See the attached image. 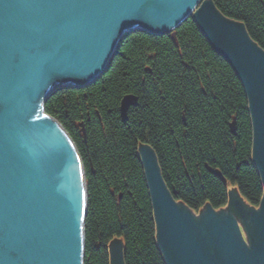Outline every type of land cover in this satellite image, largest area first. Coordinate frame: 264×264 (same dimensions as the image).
Instances as JSON below:
<instances>
[{"label":"water","instance_id":"obj_1","mask_svg":"<svg viewBox=\"0 0 264 264\" xmlns=\"http://www.w3.org/2000/svg\"><path fill=\"white\" fill-rule=\"evenodd\" d=\"M200 1L0 0V264H83L80 159L62 127L39 117L41 97L57 88L53 83L87 86L104 73L126 34L166 32L198 4L194 21L245 93L251 161L264 190V52L241 24L220 16L210 0ZM124 99L122 114L136 103ZM138 153L165 264H264V192L257 211L227 194L246 248L228 214L206 206L194 219L173 201L154 151L141 146ZM121 251L120 242L109 243V264H124Z\"/></svg>","mask_w":264,"mask_h":264},{"label":"trees","instance_id":"obj_2","mask_svg":"<svg viewBox=\"0 0 264 264\" xmlns=\"http://www.w3.org/2000/svg\"><path fill=\"white\" fill-rule=\"evenodd\" d=\"M212 1L224 15L242 21L264 49V0ZM128 93L138 103L122 120L118 106ZM45 111L69 133L87 172L84 264H109L107 243L113 237L124 241L125 264H164L154 238L140 144L155 151L172 195L191 208L204 199L213 207L225 202V187L208 167L236 181L251 204L260 198L261 183L249 155L245 93L191 18L175 29L174 39L129 34L96 81L57 91ZM231 113L235 135L229 132ZM75 119L85 120L81 138Z\"/></svg>","mask_w":264,"mask_h":264},{"label":"rangeland","instance_id":"obj_3","mask_svg":"<svg viewBox=\"0 0 264 264\" xmlns=\"http://www.w3.org/2000/svg\"><path fill=\"white\" fill-rule=\"evenodd\" d=\"M204 0H201L200 1V3L201 2H203ZM212 3H213V1L212 0H210ZM213 5H214V7H215V9L219 12V14H220V16H222L223 18H226V19H229V20H232V21H234V22H236V23H239V24H241L242 26H243V28L245 29V32H246V35H247V37L248 38H250V40L258 47V48H260L261 49V47L259 46V44L257 43V42H255L252 38H251V36L249 35V33H248V31H247V29H246V27H245V25H244V23L242 22V21H238V20H235V19H232V18H229V17H227L226 15H224L219 9H218V7L213 3ZM200 6V4H198L197 6H196V8L192 11V13H191V15L190 16H188V17H186L182 22H180L179 23V25L177 26V28L184 22V21H186L187 19H189V18H191V19H193V17H192V15H193V13L197 10V8ZM194 20V19H193ZM195 22V21H194ZM195 24H196V22H195ZM196 26H197V24H196ZM177 28H174V29H170V30H168V31H166V32H161V33H156V32H154V33H147V32H144V31H132V32H129L128 34H126L124 37H122L121 38V40L123 39V38H125L126 36H128L129 34H131V33H134V32H142V33H145V34H148V35H154V36H160V35H165V34H169V37L170 38H175V29H177ZM197 28H198V26H197ZM198 30L200 31V29L198 28ZM201 32V31H200ZM202 34V33H201ZM203 35V34H202ZM120 40V41H121ZM208 43V42H207ZM116 49L117 48H115V51H116ZM218 56H220L213 48H211ZM262 50V49H261ZM264 50V49H263ZM115 51H114V53H115ZM114 53H113V55H114ZM113 55L111 56V58H110V60H109V63H110V61H111V59H112V57H113ZM228 65H229V63L227 62V60H225L222 56H220ZM109 63H108V65H109ZM108 67V66H107ZM229 67L231 68V66L229 65ZM107 69V68H106ZM232 69V68H231ZM106 71V70H105ZM233 71V70H232ZM234 72V71H233ZM235 74V73H234ZM235 76H236V74H235ZM236 78H237V76H236ZM238 79V78H237ZM238 81H239V79H238ZM94 82V81H93ZM92 82V83H93ZM240 82V81H239ZM91 84V83H90ZM90 84H88V85H90ZM241 84V83H240ZM87 85V86H88ZM84 87H86V86H84ZM71 89H72V87H70ZM79 88V87H78ZM82 88V87H81ZM62 88H60V89H58V91L59 90H61ZM66 89H69V88H66ZM57 90V88L56 89H54V91H56ZM126 95V94H125ZM124 96V95H123ZM121 97V99H120V102H119V106H121L122 105V103H123V100L125 101L126 99H124L125 97ZM128 96H132V97H134L135 98V100H136V103L135 104H130L129 106H128V108H127V110L126 111H129V109L130 108H132V107H135V106H137V103H138V100H137V97L133 94V93H128ZM127 102H129V100L127 99ZM247 111H248V115H249V110H248V105H247ZM96 115V114H95ZM51 117H53V116H51ZM126 117H127V114H126ZM54 119H56L55 117H53ZM98 118V117H97ZM85 120H86V122H89L90 120H89V114L87 115V118H85ZM85 120H84V122H82V123H75V124H73L74 125V128L76 129V130H78V137H83L84 135H85V128H84V126H83V124H85ZM98 120L102 123V121L98 118ZM58 121V120H57ZM249 123H250V127H251V136H252V126H251V121H250V115H249ZM229 132L231 133V134H233V135H235V132H236V118H230V122H229ZM66 133H67V135H68V137H69V139H70V141L73 143V145L76 147V144H75V142L73 141V139L71 138V136L69 135V133L66 131ZM141 146H148V147H150L151 148V146L149 145V144H147V143H144V144H140V146L139 147H141ZM138 147V148H139ZM77 148V147H76ZM152 149V148H151ZM153 150V149H152ZM154 151V150H153ZM76 153H77V155H78V157H79V159H80V164H81V166H82V168H83V174H84V176H83V184H84V187L86 188V191H87V183H88V180H87V172H86V169H85V166H84V164H83V162H82V159H81V156H80V153H79V150L78 149H76ZM138 153V152H137ZM139 154V153H138ZM156 156V155H155ZM156 158H157V156H156ZM251 163H252V161H251ZM159 165V164H158ZM254 166V165H253ZM254 168H255V166H254ZM216 169V168H215ZM207 170H208V172L209 173H211L216 179H218L222 184H223V186L225 187V191H228L229 192V195H236V197H241V199H244V200H246L247 202L246 203H242L243 205H244V207H246V208H248L249 210L251 209L252 211H257L258 209H259V200H258V202L256 203V204H251L246 198H245V196L241 193V191H240V189H239V191H234V193H231L230 191H232L231 189H230V185H228L227 183H226V179H228L224 174H222V172L219 170V169H217V170H219V174H216V173H213L211 170H210V167H208L207 168ZM255 170H256V168H255ZM257 171V170H256ZM144 172V171H143ZM184 173H185V175H186V178L187 179H190L191 177H190V175H189V173H187V171L184 169ZM161 174V173H160ZM257 174H258V177H259V180H260V183H261V179H260V175H259V173L257 172ZM198 175V174H197ZM161 177L163 178V176H162V174H161ZM198 178H199V175H198ZM228 180H230V179H228ZM147 186V185H146ZM165 186H166V188H167V190L169 191V194L172 196V198H173V200L175 199V197H173V195H172V193H171V191L169 190V188L167 187V185H166V183H165ZM239 187V186H238ZM148 190V189H147ZM228 192H225L226 193V198H225V202L223 203V205L222 206H220V207H213L208 201H206L205 199L203 200V204L201 203V204H198L197 205V207H195V208H191V207H189V206H187L189 209H190V213H192V212H195L196 214L193 216V215H191L193 218L196 216V218H198L201 214H202V212L204 211V209L206 208V206H207V208L209 209V211L210 212H212V213H214V214H217V213H221V214H228V216H229V218H231V220H233V223L235 224V226H237V228H238V230H239V232H240V235H241V239H242V241H243V243H244V245L246 246V248H248V246H249V242H248V239H247V237H246V234H245V231H244V228H243V225H242V223H241V221H240V219H239V217H238V215H236V214H234V212H232V211H230V212H227V206H226V201H227V193ZM236 192H238V193H240L241 194V196L239 195V194H237ZM264 192V190H263V187H262V183H261V193H260V197H261V195H262V193ZM148 196H149V194H148ZM149 201H150V198H149ZM150 204H151V202H150ZM178 204V203H177ZM87 208H88V194H87V197H86V213H85V217H86V215H87ZM152 208V207H151ZM233 213V214H232ZM152 218H153V212H152ZM195 219V218H194ZM153 222H154V219H153ZM84 226H85V218H84ZM154 232H155V226H154ZM155 234V233H154ZM154 238H155V235H154ZM115 240H117L118 242H121L120 244H121V246H122V248H123V250H124V246H123V244H124V241H123V239L121 238V237H113L110 241H109V243L111 242V241H115ZM156 242V241H155ZM109 243H107V246H109ZM156 245H157V243H156ZM157 248H158V246H157ZM158 251H159V253H160V250H159V248H158ZM107 253H108V249H107ZM122 257L124 258V256L122 255ZM160 257H161V259H162V261H163V263L165 264V262H164V259H163V257H162V255H161V253H160ZM124 260V259H123ZM83 261H84V259H83ZM108 262H109V260H108ZM124 263H125V261H123ZM83 264H84V262H83Z\"/></svg>","mask_w":264,"mask_h":264},{"label":"bare ground","instance_id":"obj_4","mask_svg":"<svg viewBox=\"0 0 264 264\" xmlns=\"http://www.w3.org/2000/svg\"><path fill=\"white\" fill-rule=\"evenodd\" d=\"M179 25V24H178ZM178 25H176L175 27H173L172 29H174V28H177V26ZM121 40V39H120ZM120 40L117 42V44H116V48H118L119 47V43H120ZM262 49V51L264 52V50H263V48H261ZM105 72V71H104ZM97 80V79H96ZM95 80V81H96ZM59 83H53L52 84V87H50V88H53L54 86H57V90L56 91H52L47 97L45 96V100L43 101V98L41 97V99H40V103H39V117H41L42 119H44L46 122H48V121H52V122H54L56 125H57V127H62V129L66 132V130H65V128L63 127V125L60 123V121H57V119H54L53 117H51V115H49L46 111H45V104H46V102H47V100L49 99V97L51 96V95H53L54 93H56L57 91H58V89H60V88H62V89H66V88H70V87H72V89H79V88H81V87H76V86H72V85H64V86H62V85H58ZM72 84V83H71ZM83 88V87H82ZM49 90V89H48ZM45 94V93H44ZM43 96V97H44ZM125 96H128V94H124V96L123 97H125ZM118 111H119V114H120V116H121V118H122V120H125L127 117H126V114H128V111H126L124 114H122V112H121V106H118ZM124 117H123V116ZM81 119H82V117H80ZM230 118H236L235 117V114H233V113H231L230 114ZM83 121L82 120H80V119H78V120H73V124H75V123H82ZM83 126H84V128L86 129V125L85 124H83ZM81 138V137H80ZM251 140H252V136H251ZM75 147V146H74ZM75 149H77L76 147H75ZM154 154H155V151H154ZM156 155V154H155ZM249 155H250V159H251V147H250V151H249ZM138 156H139V154H138ZM140 158V157H139ZM157 163H158V160H157ZM80 165V164H79ZM252 165H253V163H252ZM159 170H160V173H161V169H160V167H159ZM210 170L213 172V173H216V174H219V170H217V169H214V168H211L210 167ZM79 172H80V174H81V178L83 179V176H84V174H83V168H82V166L80 165V169H79ZM162 174V173H161ZM163 179V183L165 184L166 182H165V180H164V178H162ZM83 182V181H82ZM145 182H146V180H145ZM84 183V182H83ZM226 183L228 184V185H230V189L232 190V191H230L231 193H234V191H239V187H238V183L236 182V181H233V180H228V179H226ZM84 185V184H83ZM83 194H84V196L85 197H87V191H86V188L85 187H83ZM169 192V191H168ZM226 192H228V191H226ZM237 194H239L240 196H241V194L240 193H238V192H236ZM227 194H229V192L227 193ZM235 194V193H234ZM121 196H119L118 198H117V200H119V198H120ZM172 197V196H171ZM174 197V196H173ZM237 199L241 202V203H246L247 201L246 200H244V199H241V197H237ZM175 203H178V204H181L183 207H185L184 209H186V211H188L189 213L191 212L190 211V209L186 206V204L185 203H183L182 201H180V200H177V199H174L173 200ZM243 203V204H244ZM226 206H227V201H226ZM227 212H230L231 210L227 207ZM191 215H195L196 213L195 212H192V213H190ZM233 214V213H232ZM235 214V213H234ZM85 218V217H84ZM194 218H196V216L194 217ZM116 241V240H115ZM121 243V242H120ZM125 244H123V246H124ZM108 247L109 246H107V249H108ZM125 247V246H124ZM122 255L124 256V250H123V248H122ZM84 257H85V228H84V250H83V259H84ZM124 259V258H123ZM124 261V260H123ZM84 262V261H83ZM125 264V263H124Z\"/></svg>","mask_w":264,"mask_h":264}]
</instances>
